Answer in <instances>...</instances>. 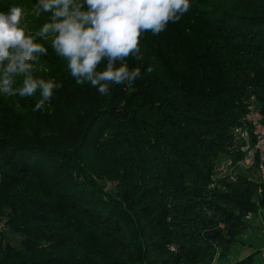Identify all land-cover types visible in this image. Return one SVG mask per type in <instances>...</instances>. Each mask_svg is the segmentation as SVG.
Wrapping results in <instances>:
<instances>
[{"label": "trees", "instance_id": "1", "mask_svg": "<svg viewBox=\"0 0 264 264\" xmlns=\"http://www.w3.org/2000/svg\"><path fill=\"white\" fill-rule=\"evenodd\" d=\"M190 5L141 34V60L125 61L141 77L106 95L37 38L48 51L33 74L61 87L39 110V90L0 93V213L21 238L0 264H211L244 247L264 192L215 172L221 153L243 154L234 128L248 105L264 111V0Z\"/></svg>", "mask_w": 264, "mask_h": 264}, {"label": "clouds", "instance_id": "2", "mask_svg": "<svg viewBox=\"0 0 264 264\" xmlns=\"http://www.w3.org/2000/svg\"><path fill=\"white\" fill-rule=\"evenodd\" d=\"M190 6V0H36L32 15H48L31 32L22 23L25 9L10 5L7 12L0 11V93L23 98L39 90L41 99L35 104L39 110L51 99L53 89L61 87L33 74L40 56L48 51L37 38L50 41L77 84L87 81L101 95L108 94L113 84L131 87L142 69H130L125 61L141 60V34L163 32ZM102 61L105 67L98 71ZM143 71L150 74L153 69Z\"/></svg>", "mask_w": 264, "mask_h": 264}, {"label": "rangeland", "instance_id": "3", "mask_svg": "<svg viewBox=\"0 0 264 264\" xmlns=\"http://www.w3.org/2000/svg\"><path fill=\"white\" fill-rule=\"evenodd\" d=\"M36 4V0H0V11H4L7 12L8 8L10 5H16V6H21L25 9V11L27 12V16L25 18V20L22 22L24 23L28 30L31 32H35L36 30L39 29V27L42 25V23L46 20L47 15L48 14H43L37 18L34 15H32V8L33 6ZM46 60L43 58V56L41 55L38 62L35 65V71L37 72L39 70H41L42 68H44L46 66ZM254 105V104H253ZM228 156L226 155L225 152L221 153L220 156L217 157V164L222 167L223 165H227L228 168L231 167L230 163H228ZM218 174L219 171H217ZM243 172L246 173V170H243ZM248 174V173H246ZM248 175H252L251 173H249ZM253 176V175H252ZM257 175H255V178L257 179ZM226 178V177H223ZM227 180H232L230 178H226ZM263 177H261V179H257V189H259V192L261 190L262 194L264 192V181L262 180ZM261 181V182H260ZM259 202V201H258ZM7 212H5L4 210L1 211L0 213V248H2L3 246L1 245H5L7 243H9L10 245L19 247L20 245V234L16 231H13L9 229V225L7 224L6 217ZM250 214V215H249ZM249 215L250 217L246 216ZM245 219H247L248 223H249V228L250 230L254 229L255 232H247L246 237H244L242 239L243 243H244V247L240 248L242 245L240 243V245L237 247L240 248L238 252H235L237 250L234 249V252L229 253L225 259L223 258H218L215 257L213 261L214 264H233L235 261H239V259L245 257L247 254H251L252 252V260L250 261L249 264H264V258L261 255V251H257L258 248H260L261 246L264 248V238H263V233H264V201L259 202L258 206L256 207L255 210H252L250 212H246L245 214ZM252 233V234H251ZM260 246V247H259ZM251 247V248H250ZM253 247L255 249H253ZM257 248V249H256ZM237 253V254H236ZM212 264V263H211Z\"/></svg>", "mask_w": 264, "mask_h": 264}, {"label": "built area", "instance_id": "4", "mask_svg": "<svg viewBox=\"0 0 264 264\" xmlns=\"http://www.w3.org/2000/svg\"><path fill=\"white\" fill-rule=\"evenodd\" d=\"M240 119L241 122L234 128V133L238 149L243 154L235 161L228 157V163L231 165L229 168L227 165L222 167L217 165L216 177H227L236 181V171L246 170V173H251L254 177L257 175V179L263 177L264 181V111L249 104L246 113L242 114ZM249 215L246 216L250 217Z\"/></svg>", "mask_w": 264, "mask_h": 264}, {"label": "crops", "instance_id": "5", "mask_svg": "<svg viewBox=\"0 0 264 264\" xmlns=\"http://www.w3.org/2000/svg\"><path fill=\"white\" fill-rule=\"evenodd\" d=\"M250 232H255V230H254V229H253V230L251 229V231H250ZM251 234H252V233H251ZM247 236H248V235H247ZM236 249H237V248H236Z\"/></svg>", "mask_w": 264, "mask_h": 264}]
</instances>
